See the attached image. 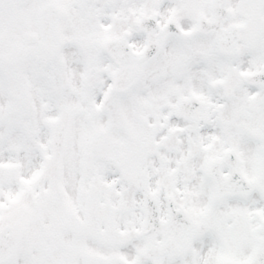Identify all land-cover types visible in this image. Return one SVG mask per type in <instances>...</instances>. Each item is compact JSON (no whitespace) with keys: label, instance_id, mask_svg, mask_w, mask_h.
Instances as JSON below:
<instances>
[{"label":"flooded vegetation","instance_id":"obj_1","mask_svg":"<svg viewBox=\"0 0 264 264\" xmlns=\"http://www.w3.org/2000/svg\"><path fill=\"white\" fill-rule=\"evenodd\" d=\"M0 1L4 20L14 19L22 27L20 35L2 45L7 50L2 56L11 64L14 60L12 55L15 54L33 55V58L47 56L40 44L42 31L38 14L41 8L49 4L56 5L62 12L58 55L81 56L87 51H94L98 48L93 45H98L110 33L114 37L113 32L121 29L130 31L131 36L134 34L131 39L136 48L146 39L138 21L147 14L150 0ZM183 3L185 6L190 3L191 6L188 23H192L196 14L197 18L210 14L212 0H185ZM152 4L158 8H181V0H152ZM117 18L120 24L116 23ZM106 24H111V28L106 29ZM27 31L33 34V42L24 41L23 34ZM238 63L242 74L239 76L215 73L208 57L195 68L191 66L190 70H185L189 74L180 70L171 71L163 80L162 100L177 102L183 91L191 89L186 96L195 94L203 100L201 121L209 125L212 122L214 98L219 97V92H214L213 88H220L221 93L222 89L230 87L234 93L238 91L239 112L256 115L260 104L264 103V88L251 87L243 76L249 69L258 68L264 63V49H243ZM47 66L53 67L52 63ZM181 77L186 79V84L180 80ZM38 95L41 106L38 110L33 109V116L39 119L40 131L35 137L41 144L46 142L48 153L42 159L39 150L33 147V169L41 165L43 172L47 173L51 195L61 184L83 180L87 183L85 197L89 205L94 202L93 207L102 198L97 196V183L108 176L113 190L111 203H99L105 219L108 217L105 210L111 207L110 222L104 223L105 226L109 225L105 228V235L107 237L112 232L114 223L126 226L128 264H261L257 259H252L264 238V142L253 136L257 126L249 127L245 121L241 127L222 128L220 131L205 128L204 124L193 121H187L188 124L183 126L178 116L171 112L175 106L167 104L161 113L163 123L160 126L156 166L149 158L148 136L132 140L128 148L116 152L111 165L101 160H85L80 166L68 157L71 151L67 147L69 121L63 113L58 117L65 125V137L60 147L55 149L54 124L50 120L55 112L53 99L48 97L44 86ZM55 95L60 102L66 98L65 92H55ZM253 123L254 119L251 121ZM44 129L48 134L44 133ZM224 137L229 142L233 137L234 143H223ZM217 140L221 144H215ZM228 154L234 158V162L227 161ZM216 163L224 182L238 180L239 175L248 183L258 184L257 189L241 194L226 191L225 195L219 196L210 173ZM141 184L160 196V223L156 232L149 236L140 234L146 226ZM170 201L174 206H169ZM76 216L81 220L80 224H75L77 232L94 228L91 205L88 211L82 214L71 211L66 218L65 214L60 213H46L45 218L44 214L36 217L39 223L33 229V264H84V240L71 239L70 232L67 233L71 229L70 219H76ZM176 226H179V230ZM74 242L78 243L73 245ZM107 242H110L109 239ZM151 243L159 244L162 254H165L167 247L178 251V254L150 259L146 249ZM37 247L43 249L45 254L38 255Z\"/></svg>","mask_w":264,"mask_h":264},{"label":"rangeland","instance_id":"obj_2","mask_svg":"<svg viewBox=\"0 0 264 264\" xmlns=\"http://www.w3.org/2000/svg\"><path fill=\"white\" fill-rule=\"evenodd\" d=\"M246 1L247 0H243V3H246ZM235 3H232V5L235 6ZM262 6L264 7V0H262ZM232 8L233 10L236 9L235 7ZM256 19L258 18L256 17ZM255 22L261 24L263 22L264 24V16L263 19L260 18ZM167 46L171 47L172 45ZM176 47H179L182 50L192 49L191 43L188 41L176 42ZM169 54L170 53L168 51L161 54L160 57H158L156 61H154V63L145 71L144 77L141 79L143 84L148 82V80L158 79L156 69L165 61ZM192 54L193 55L182 57L183 65L194 63V60H200L202 55L201 52H197L195 50H193ZM213 54V57L216 59L209 56V52L205 54L208 56V60L212 64L214 62L218 64L221 62V60H223L222 58L218 57L216 53L213 52ZM2 62L3 61L0 59V63ZM84 64L85 70H89V57H86ZM24 72L26 73H21L19 77L16 78L12 75L9 81L4 79V75L0 76V102L7 108V114L5 117L2 119L0 116V162L4 164V166L0 165V183H3V177H1L2 172L6 169H10L8 167H12L17 171L15 172V181H4L3 184H5V190L9 191L11 189H17L22 193L21 199H18V203L21 207L20 211H22V213H18V216L12 215V209H10L12 208L10 207L11 205L17 203L16 199L13 197V192H7L5 194L4 205L6 210L4 211V221L0 222V225L13 224L15 218L18 222V225H20V228H30L32 226L33 203L35 199H38L39 201L41 200L42 202H47L46 200L49 198V195L44 194V190L47 189L46 179L44 177L38 176L37 168L35 167L33 169L32 163L33 147H36L39 150L42 155V159L46 156L44 151V145L46 142L41 144L35 137V135H38L40 131L39 119L36 116H33V85L37 82V80L41 81L39 79L41 77H36V75L33 73V60L27 63V67L25 68ZM17 80H21L23 84L15 83ZM26 90H29L27 91L29 92L27 95H25ZM12 95L20 97L22 100L24 99V96H27L26 104L23 108L20 107V109H18L14 105L15 100L12 99ZM154 105H156V103ZM22 115L25 118H23ZM115 127H118L117 122L113 124V128L110 129L108 133L114 131ZM151 127L154 126L151 125ZM44 133H46L45 129ZM109 154V150L102 148L101 152L98 151L96 153V156L99 157L101 161H103ZM78 158L84 159L82 154H79ZM71 187L73 189L74 185L71 184ZM102 188L104 189V192L109 195L108 186L106 185ZM2 193L3 190L0 184V196ZM49 205H52L53 207L56 206V204L52 201ZM81 207L84 208L83 205H81ZM23 239L26 240L27 238L23 237ZM30 250L31 249L27 247V243L23 241L21 247L13 259H17L18 261L21 259H27V257H30L31 255ZM103 251L107 252L109 250L104 249ZM22 263L26 264V260H23Z\"/></svg>","mask_w":264,"mask_h":264},{"label":"water","instance_id":"obj_3","mask_svg":"<svg viewBox=\"0 0 264 264\" xmlns=\"http://www.w3.org/2000/svg\"><path fill=\"white\" fill-rule=\"evenodd\" d=\"M224 3H225V0H220L217 4L215 3L214 5L215 17H214V20L208 21L209 25H211L212 22L213 23L220 22L221 17H222V12H224V9H223ZM216 30L218 31L219 36H221L222 33L220 32V29L216 28ZM164 38H165V35H162L161 37L151 41L146 52L140 57L130 56V54H127V53L125 55L123 54L115 55L120 61L119 62L120 71L118 74L115 75V78L117 81V84H116L117 89L121 87L122 83H124L125 86H130L137 80V78L139 77L141 73L142 66L146 62L151 60L154 57V55L159 51ZM218 41L221 45V40L218 39ZM12 238L13 237L10 236V239L12 240V243H13V241L15 240H13L14 238L13 239ZM8 244H9L8 239L0 238V262L5 261L11 255V252L13 250L12 247L6 250L3 249L4 245H8ZM87 259H88L87 260L88 264H125V262L119 260L118 258H110L109 260H105L103 258L94 257V258H90V259L87 258Z\"/></svg>","mask_w":264,"mask_h":264}]
</instances>
